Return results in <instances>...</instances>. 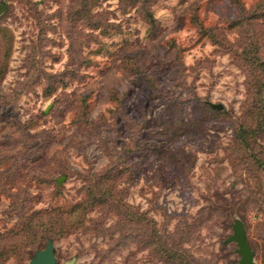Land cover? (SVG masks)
I'll return each mask as SVG.
<instances>
[{"label":"rangeland","instance_id":"374dc122","mask_svg":"<svg viewBox=\"0 0 264 264\" xmlns=\"http://www.w3.org/2000/svg\"><path fill=\"white\" fill-rule=\"evenodd\" d=\"M0 4V264H264V0Z\"/></svg>","mask_w":264,"mask_h":264},{"label":"water","instance_id":"95a60500","mask_svg":"<svg viewBox=\"0 0 264 264\" xmlns=\"http://www.w3.org/2000/svg\"><path fill=\"white\" fill-rule=\"evenodd\" d=\"M7 7L0 4V13ZM209 106L214 109H221L223 106L219 103L208 102ZM232 233L224 240L225 243L235 242V251L239 255L236 263L229 264H256L255 253L250 246L245 234L243 222L235 218L231 224ZM75 257H72L63 262H57V257L54 250V243L52 238H47L44 247L37 249L34 255L29 259L28 264H75Z\"/></svg>","mask_w":264,"mask_h":264},{"label":"trees","instance_id":"16d2710c","mask_svg":"<svg viewBox=\"0 0 264 264\" xmlns=\"http://www.w3.org/2000/svg\"><path fill=\"white\" fill-rule=\"evenodd\" d=\"M148 17H149L150 20L153 19L152 16H151L150 14H148ZM107 193H108V191H107ZM109 194H110V193H109ZM104 198H106V197H104ZM120 205H123V204L121 203ZM133 215H134V213H133ZM126 219H129V221H133V220H135V218H130V217H128V216H126ZM50 238H51V237H50ZM36 250H37V249H36ZM171 263H172V264H178V263H177L176 261H174V260H172Z\"/></svg>","mask_w":264,"mask_h":264}]
</instances>
